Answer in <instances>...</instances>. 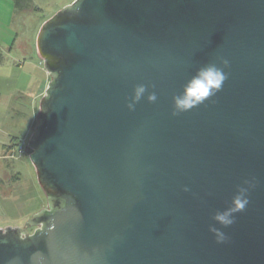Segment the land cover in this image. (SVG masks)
Instances as JSON below:
<instances>
[{"label": "water", "instance_id": "95a60500", "mask_svg": "<svg viewBox=\"0 0 264 264\" xmlns=\"http://www.w3.org/2000/svg\"><path fill=\"white\" fill-rule=\"evenodd\" d=\"M36 49L51 78L25 153L48 206L0 227V264H264V0H73ZM222 59L221 89L174 114Z\"/></svg>", "mask_w": 264, "mask_h": 264}, {"label": "crops", "instance_id": "0c3cea01", "mask_svg": "<svg viewBox=\"0 0 264 264\" xmlns=\"http://www.w3.org/2000/svg\"><path fill=\"white\" fill-rule=\"evenodd\" d=\"M33 1L35 2V0ZM61 1L62 4L59 8L71 3L73 0ZM28 12L30 11L26 8H17L14 0H0V47L3 53L0 60V131L3 128L10 129V134L0 133V160L2 162H0V168L3 167L4 158L17 159L15 158L17 157L15 154L16 147L21 145V140L25 137V134L28 135L32 129L35 104H32L33 108L25 112L23 100L25 96L33 93V89L40 81L39 70H41L40 65L42 63L38 60L39 57H35V54L36 35L41 24L37 25L38 17H32L29 21H26L24 16ZM18 16L22 19L21 24L18 23ZM22 51L27 52V55H24ZM18 54L20 55L18 56ZM46 77L48 80L51 78L50 74ZM34 95L35 93L32 94V98L35 97ZM26 113L30 117L27 128L23 127ZM19 118H21L20 122L17 120ZM15 166L11 164L12 168ZM8 182L14 191L19 182V173L14 171L9 176Z\"/></svg>", "mask_w": 264, "mask_h": 264}, {"label": "rangeland", "instance_id": "374dc122", "mask_svg": "<svg viewBox=\"0 0 264 264\" xmlns=\"http://www.w3.org/2000/svg\"><path fill=\"white\" fill-rule=\"evenodd\" d=\"M61 4V0H35V2L32 0V5L26 8L30 12H28L24 16V19L26 21H29V19L32 17H38L37 25H40L43 23V20L46 17H50L52 14L57 12L61 8H59ZM37 6H39L40 9H36L35 7ZM20 16H18L17 18L19 24H21L22 22ZM19 52L21 53V51ZM22 53L24 52L22 51ZM19 55L20 54H18V56ZM24 55H27V52H25ZM35 57H39L38 60H40L42 63L40 65L41 70H39L40 81L36 88L33 89L35 97L32 98V93L25 96L23 100L25 104V112H28L30 108H33L32 104H35V111L32 116V129L30 130L28 135L26 133L25 137L21 140V144L24 145L27 144L31 133L35 129V126L37 124V111L40 105V101L49 83V80L46 77L47 75L49 76V73L44 65L43 59L38 54L37 49ZM20 119L21 118L17 120L20 122ZM29 123L30 117L26 113L23 120V127L27 128ZM16 130L14 131L17 132ZM0 133L10 134V129L3 128ZM16 149L17 150L15 151V154L17 157L15 158L17 159L14 160L12 157L4 158L3 167L0 168V184L3 182L0 185V227H6L9 225L22 226L25 224L29 217L33 216L35 212L40 211L43 207L48 206L47 195L38 183L35 166L31 162L29 156L25 152L20 151V147H16ZM11 164H14L16 166L12 168ZM14 171H17L19 173V182L17 183L13 191L11 186L9 185L8 178Z\"/></svg>", "mask_w": 264, "mask_h": 264}, {"label": "clouds", "instance_id": "9594fccd", "mask_svg": "<svg viewBox=\"0 0 264 264\" xmlns=\"http://www.w3.org/2000/svg\"><path fill=\"white\" fill-rule=\"evenodd\" d=\"M220 63L223 67H218L215 63H209L197 70L196 75L183 86L182 92L173 97L174 114L191 110L209 97L214 96L221 89L223 82L227 79L224 68L228 67L229 62L222 59ZM146 92L147 87L145 85H136L133 90L132 102L128 104V107L130 109L134 108L135 103L139 102ZM147 99L150 102H155L157 96L154 92L148 93ZM244 191V189H240L233 197L232 206L224 210H218L213 214L212 219L223 227H228L234 223V213L243 211L247 204ZM210 230L217 235L220 241L223 240V233L214 225L210 226Z\"/></svg>", "mask_w": 264, "mask_h": 264}, {"label": "trees", "instance_id": "16d2710c", "mask_svg": "<svg viewBox=\"0 0 264 264\" xmlns=\"http://www.w3.org/2000/svg\"><path fill=\"white\" fill-rule=\"evenodd\" d=\"M16 7L19 9H25L28 8L30 5H32V0H14ZM36 9H40L38 6L35 7ZM48 17H46L45 19H47ZM44 19V20H45ZM43 20V21H44ZM3 53H2V49L0 47V60L2 59Z\"/></svg>", "mask_w": 264, "mask_h": 264}, {"label": "flooded vegetation", "instance_id": "af4514ba", "mask_svg": "<svg viewBox=\"0 0 264 264\" xmlns=\"http://www.w3.org/2000/svg\"><path fill=\"white\" fill-rule=\"evenodd\" d=\"M22 226H27V228L30 230V231H33L35 229V226H29L27 225L26 223Z\"/></svg>", "mask_w": 264, "mask_h": 264}, {"label": "built area", "instance_id": "2783aa9c", "mask_svg": "<svg viewBox=\"0 0 264 264\" xmlns=\"http://www.w3.org/2000/svg\"><path fill=\"white\" fill-rule=\"evenodd\" d=\"M19 147H20L21 152H25V145L24 144H21Z\"/></svg>", "mask_w": 264, "mask_h": 264}]
</instances>
